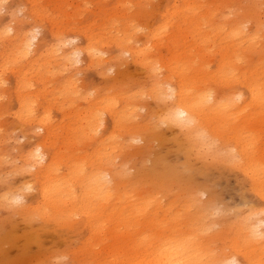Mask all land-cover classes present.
I'll use <instances>...</instances> for the list:
<instances>
[{
	"label": "bare ground",
	"instance_id": "obj_1",
	"mask_svg": "<svg viewBox=\"0 0 264 264\" xmlns=\"http://www.w3.org/2000/svg\"><path fill=\"white\" fill-rule=\"evenodd\" d=\"M29 1L32 7L28 16L49 18L44 4L38 3V8L34 0ZM125 1L118 0L120 8L126 6ZM138 2L141 6V0ZM241 2L245 5L240 10L235 4L241 6ZM262 4L264 0H167L160 22L143 32L142 46L134 41L139 30L131 18L135 13L126 16L123 28L119 25L121 30L115 29L111 19L114 14L112 24H104L108 19L103 22V31L98 30L103 32L101 37L96 38L91 30L84 32L82 46L63 40L67 29L60 30L51 17L49 22L56 28L50 30L51 41L38 38L40 24L37 29H21L0 22V43L4 41L0 44V70L15 74L12 93L18 109L14 114L20 126L32 134L41 131L36 134L39 138L35 146L20 154L21 163L13 168L35 181L37 198L28 199L19 189L12 196L2 194L1 204L27 222L41 220L42 227L69 232L84 229L86 233L72 259L80 257L86 264H264ZM120 8H116L118 13ZM248 22L251 26L247 28ZM188 34L194 40L188 42ZM67 43L73 47L64 48ZM104 45L114 47L115 53L109 58L102 56ZM158 45H166L171 51L169 59L161 57ZM81 52L87 56L86 66H102L128 53L148 77L147 92L110 95L112 98L106 95L107 99L97 101L85 93L88 97L82 99L88 100V110L84 114L72 111L78 84L73 81V73L61 74L81 61ZM144 94L156 107L148 109L144 124H140L138 97L142 99ZM2 95L0 91V99ZM53 103L68 119L62 125L64 134L52 121ZM104 115L109 118V126ZM163 124L179 133L176 138L185 155V169H190L191 155L233 168L241 173L259 204L248 206L233 221L215 230L218 222L210 219V199L201 200L198 190L188 185L183 175L170 170L174 167L162 164L161 172L156 166L141 169L140 176L150 177L146 191L136 181L138 177L127 178L125 167L115 159L131 147V141L142 139L140 134L162 138L159 128ZM88 141L98 147L93 151L95 157L79 156L80 144ZM172 184L179 185L177 194L166 192ZM38 233L32 235L36 240Z\"/></svg>",
	"mask_w": 264,
	"mask_h": 264
},
{
	"label": "rangeland",
	"instance_id": "obj_2",
	"mask_svg": "<svg viewBox=\"0 0 264 264\" xmlns=\"http://www.w3.org/2000/svg\"><path fill=\"white\" fill-rule=\"evenodd\" d=\"M34 1V3H37L36 7L39 6L38 3L40 5L44 4L42 6L45 10L47 9L46 12L49 14V18L51 17L53 21L56 22L55 25L60 27V30L67 29L63 36V40L67 39V41L69 40L71 43L74 42L75 45L73 43V46H82L84 44V32H89L90 30L93 31V34H97L96 36L94 34L96 38L101 37L103 35V32L101 33V31H103L102 29L106 26L104 24H112L110 20L112 15L114 16L115 14V17L111 18L114 26L120 28V26H124L126 23L125 20L128 19L127 17L130 18L132 13L135 14H133L131 18H134L133 22L137 24L139 28V33L136 32L134 36V41H137L138 44H136V42L134 43L137 46H142L143 40L145 41L143 32L152 29L158 22H160L159 15L167 4V0H141L140 6L139 4H136L139 3L138 0H132L131 2H129L130 0H127L124 5L127 6H125L126 9L131 7V10H129V8L126 10L125 7H119L120 3L118 0ZM66 1L68 2L67 5L65 4L67 3ZM49 2L53 4H50ZM117 2L118 4H116ZM242 4L245 5V2H241V6L240 3H236L235 6L242 8V6H244ZM262 5L259 11V16L260 19L264 21V4ZM31 7L29 0H0V22L2 24L10 23L21 29L36 28L35 26L40 24V26L37 27L40 28L38 29V38L43 39L44 41H51L52 36L50 30H56V28L54 25H51L49 18L45 17V19L39 20L28 16L27 12H29ZM58 7L60 9H58ZM64 7L68 8L65 10ZM117 7L120 8L122 13L126 10L127 12H125L127 14L125 12L121 14L120 11L118 13L119 9H116ZM123 9L124 11H122ZM138 10H141V12H138ZM136 12H138V14ZM64 14L70 15V18H66L68 15L64 16ZM74 14L76 16H74ZM116 14L120 15L118 16ZM128 14L130 15L128 16ZM56 15L58 17H56ZM122 15L123 17H120ZM71 19L74 21H71ZM108 19L109 21H106ZM66 20L70 21L65 22ZM79 22L81 23L79 24ZM103 22L105 23L103 24ZM248 23L249 25L247 24V28L251 26V23ZM62 25H64L65 28ZM77 27H79V29H77ZM117 27L115 28L116 30H121V28L117 29ZM71 30L74 31L72 32ZM169 31L172 35L171 28H169ZM171 35L169 36L171 37ZM188 35V42L194 40L190 34ZM261 41L262 43L264 42V37L261 38ZM2 43H4V41L0 44L2 45ZM71 43L65 44L64 48H72L73 46H71ZM192 43L193 42H191V44ZM113 48L114 47L108 45L101 47L102 51L104 50L102 52L103 58H109L111 54H114L115 52ZM158 51L160 52L161 57L165 59L171 57V51L167 50L166 45H158ZM85 58H87V56L85 53L81 52L79 56V60L81 61L72 65V69L70 68L71 71L69 70L67 73H63V71L62 74L59 71L61 76H63V74L65 76L68 73H73V81L75 85L78 84L76 85L77 89H74L75 93L78 91V96L76 94L74 95V105L76 106L71 105L70 108L72 111L78 113L80 110V113L84 114L85 111L88 110V100H85L84 98L82 99L84 96H86V98L88 96L91 98L94 96L96 98L93 100L97 101L98 98L102 99V97L107 99L106 95H109L108 98H112L110 95H114L113 97H115L116 95L122 94L129 95L130 93L138 94V92H147L149 87L148 77L142 66L135 63L128 53H124L121 59L108 60L107 64L102 66H96L95 64L86 66ZM0 73V76H3L2 78L4 81L0 87L1 94H3L1 97L2 99H0V196L4 193H7L8 196H12L18 194V192H20L19 189H22V192L28 197V199L34 200L37 198V185L35 184V181L29 174H21L14 171L13 168L21 163L19 155L29 152L31 148L35 146L39 138L36 134H41V131L38 130L35 134H32L28 129L26 130L20 126V122L14 114L18 109V104L12 93L15 84V74L9 69L0 70ZM56 76L60 75L58 74ZM53 81L49 84H52ZM79 92H81V95ZM85 93L88 96L85 95ZM143 96L141 97L142 99H139L138 97V101H140L138 103L141 107L138 110V112H140L137 115V122L140 124H144L142 119L146 117L148 109L156 107L154 100L150 96L146 94ZM76 98L79 99L77 100ZM54 104L55 103L52 104L53 107L50 109L51 118L53 123L60 128L58 129L59 133L64 134L62 131L65 127L62 125L65 124L68 119L62 115L57 107L55 108L56 105ZM104 117L106 119V126H109V118L105 115ZM72 122L73 121L70 123ZM160 126L159 132L162 138L157 137L154 134H140L142 139L139 138L131 141V147L129 146V148L115 159V163L121 162L125 167L127 178L136 180L135 178L138 177L139 180L136 181L140 184L141 189L147 187L146 189L148 190L150 187L148 186L150 183V177L146 175L140 176L139 174L141 173L139 171L141 169L151 170L153 166H156V169L161 172L162 164L174 167V169H167H170L171 171L176 170L175 172L178 173V175L180 174L179 176L183 175V177L186 178L187 184L198 190V195L201 200L206 201L207 199H210L208 210L209 212L211 211L210 219L218 222L215 226V230L222 229V227H220L221 225L225 222L230 223V221H233L235 216L243 212L248 206L259 204V199L248 190V185L244 181L241 173L233 168L224 166L223 164L211 163L210 158H207L206 162H204L203 158L191 155L189 157L190 169H185L186 159L176 138V135H179L177 129L172 130L164 124ZM68 128H66V132H68ZM102 128L103 127H100L97 130L98 135L101 134ZM97 149L98 147L96 144L88 141V143L80 144L79 150L76 152L80 153L79 156L81 155V157H95L93 151H97ZM60 150L63 152L66 151L62 147ZM60 170L63 171L64 169ZM163 172L167 171L163 169ZM133 183L135 184V181H133ZM26 185L27 188H25ZM178 186L179 185L172 184L166 192L177 194ZM146 189L144 191H146ZM76 192L78 193L77 190ZM163 200L166 201L167 198L163 197ZM35 232H40L38 233L39 236L37 235L38 240L32 237ZM85 233L86 231L84 229L79 232L75 230L69 232L67 229H53L50 226L42 227V222L38 219L27 222L20 214L12 212L11 209H8L7 206L0 202V264H86L80 257L72 259V253L77 248V245L80 244ZM56 254L60 255L55 257Z\"/></svg>",
	"mask_w": 264,
	"mask_h": 264
}]
</instances>
